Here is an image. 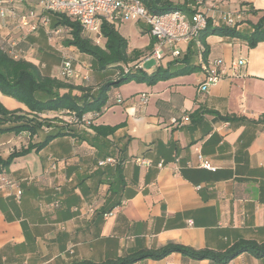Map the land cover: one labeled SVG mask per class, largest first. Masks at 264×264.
<instances>
[{
  "label": "crops",
  "instance_id": "crops-1",
  "mask_svg": "<svg viewBox=\"0 0 264 264\" xmlns=\"http://www.w3.org/2000/svg\"><path fill=\"white\" fill-rule=\"evenodd\" d=\"M214 3L224 11L244 10V31L264 14V0ZM24 9L41 8L36 0H28ZM51 28L30 32L18 21L0 19V36L16 39L21 49L33 54L28 59L56 75L63 53L76 48L64 46L61 32L51 34ZM118 29L131 50L143 51L142 57L150 52L153 39L145 25L120 21ZM207 42L210 52L203 65L213 68L221 59L225 68L207 91L201 90L207 78L203 68L153 85L130 81L114 87L112 93L121 94L122 100L113 99L93 120L95 125L119 126L113 135L96 137L91 129L73 125L74 135L34 148L0 172L14 183L0 182V264L102 262L171 243L222 250L241 238L264 241V41L249 47L240 39L211 35ZM189 47H182L179 58L186 57ZM200 59L193 54L194 62ZM240 59L246 63L237 65ZM84 60L75 67L100 82L104 75L88 70L89 56ZM146 60L142 67L151 73L158 64L146 68ZM0 102L10 111L31 115L27 105L1 90ZM185 115L190 120L182 123ZM60 124L53 121L31 136L1 130L11 124L0 122V155L7 158L42 142ZM199 155L216 170L201 167ZM107 156L117 162L99 167L98 161ZM117 202L113 216L104 218L101 211ZM134 264L216 263L175 252ZM227 264H264V258L243 253Z\"/></svg>",
  "mask_w": 264,
  "mask_h": 264
},
{
  "label": "trees",
  "instance_id": "trees-1",
  "mask_svg": "<svg viewBox=\"0 0 264 264\" xmlns=\"http://www.w3.org/2000/svg\"><path fill=\"white\" fill-rule=\"evenodd\" d=\"M151 13L163 14L175 10L191 13L193 0H185L183 4L172 0H141ZM207 1V0H205ZM190 2V4H189ZM188 4L190 7H188ZM258 13L257 11H254ZM54 26L61 27L65 33L64 42L67 46L75 47L79 52L90 57L96 68L103 73L100 82L91 79L86 82H69L65 79L45 73L32 59H15L6 53L0 46V90L28 106L31 115L8 110L0 102V122L11 125L1 130L15 131L16 133L28 132L31 136L37 134L44 127L53 125V121L61 122L57 132L50 133L37 144L30 143L21 150L12 152L7 158L0 155V172L8 168L16 157L28 154L32 149L37 150L46 146L52 139L59 136L74 135L73 123H83L85 116L92 120L102 115L112 105L114 87L130 81L145 82L149 85L167 80L174 76L190 74L203 68L209 56L207 38L211 35L240 39L249 47L256 46L264 41V14L256 23L250 24V29L244 31L241 26L247 22L244 18L234 26L214 23L209 18L207 25L200 32L199 39L202 51L189 50L184 58H176L166 66L158 65L151 73L142 67L141 62L148 58L150 52L143 56V51L130 49L129 40L118 29L119 20H104L101 25L103 42L97 43L94 38L85 34L80 23L65 14H52ZM153 45V41L151 46ZM198 53L201 59L193 61V54ZM142 57V58H141ZM207 65V64H206ZM48 113H57L56 117L42 116ZM74 114L76 121L65 120L64 116ZM229 119V116L223 117ZM264 120V116L261 117ZM119 126L95 125L90 123L88 128L94 131L96 137L107 138L113 135ZM120 167L116 169L119 170ZM120 202L115 203L110 209L101 211L104 216ZM179 252L185 257L203 260L209 259L216 264H227L243 253H250L255 257L264 258V241L254 239H238L222 250L210 248L195 249L190 246L171 243L157 249H141L125 256L107 259L102 262L82 260L72 264H134L141 260L165 258L172 253Z\"/></svg>",
  "mask_w": 264,
  "mask_h": 264
},
{
  "label": "built area",
  "instance_id": "built-area-1",
  "mask_svg": "<svg viewBox=\"0 0 264 264\" xmlns=\"http://www.w3.org/2000/svg\"><path fill=\"white\" fill-rule=\"evenodd\" d=\"M40 6V11L36 9L25 10L24 6L28 0H0V19L6 21H18L20 26H28L30 32L38 30L40 27L51 28V14H65L72 19L78 21L85 34L94 38L101 44L103 42V34L101 25L104 20L108 21H131L145 25L153 39V45L150 57L157 60L160 65L163 59L171 60L179 58L182 53L183 46L193 45L200 53L203 49L199 39L200 32L210 19L214 23L234 26L245 18L244 10L224 11L217 4L210 5V0H193L191 4V13L181 10H175L163 14L151 13L141 0H36ZM59 28H51V34H59ZM1 48L15 59L32 57V53H28L19 47L16 39L2 38L0 36ZM244 59H240L237 65H244ZM90 65L88 70L90 69ZM203 70L207 73L206 81L202 84L201 90L207 91L211 83L217 82L225 68L221 59L214 61V67L204 65ZM58 77L69 82H86L90 79L89 72H82L75 67V59L72 55L64 52L57 69ZM116 102L122 100L119 93L113 94ZM144 102L147 98H143ZM71 121H76L74 114L70 116ZM188 115L182 117V123L189 121ZM84 121L88 124L92 123L91 116H85ZM173 122L177 123L176 118ZM200 166L208 170H216L212 163L199 155ZM137 161L150 166V162L137 158ZM117 162L114 156H107L98 161L99 167L112 165ZM162 165V162L159 164ZM0 182L14 186V183L0 174ZM22 195V190H17V198ZM111 210L104 214V218L113 216Z\"/></svg>",
  "mask_w": 264,
  "mask_h": 264
},
{
  "label": "rangeland",
  "instance_id": "rangeland-1",
  "mask_svg": "<svg viewBox=\"0 0 264 264\" xmlns=\"http://www.w3.org/2000/svg\"><path fill=\"white\" fill-rule=\"evenodd\" d=\"M209 4L212 5V4H213V1H210ZM220 9L222 10V8H220ZM50 17H51V19H53V15H52V14H51ZM51 26H52V28H54V22H53V24H52ZM59 36H60L59 40L63 43L64 46H67V45H65V42H64V38H65V36H66L65 33H64V31H63V33H60ZM130 44H131V46L134 45L133 39L130 40ZM67 47H69V46H67ZM66 53H68V54H70V55H72V56L74 57V59H75V65H77V66H80L82 60L85 59V54L79 52L77 49L74 50L73 53H72L71 51L67 50ZM56 58H59V55L55 56V59H56ZM149 60H150V61H149ZM84 61H87V60H84ZM147 61H148L149 63H148ZM155 62H157V60H155L154 58L150 57L149 59H147V60L144 62V63H146V64H145V67L147 68V67H149L151 64H153V63H155ZM162 62L166 64V63H167V58L163 59ZM56 63H57V62H56ZM90 63H92V66H91L90 69H89L90 72H91V73L94 72L97 76L102 77V76H103V73L100 72V71L96 68L94 62H92V61L89 62V61H88L86 64H90ZM64 119L70 121L72 118H71L70 116H64ZM73 125H74L75 128H78V129H81V130H82V129H86V128H88V126H89V124H88L87 122H85V121H84L83 123H76V122H74Z\"/></svg>",
  "mask_w": 264,
  "mask_h": 264
}]
</instances>
